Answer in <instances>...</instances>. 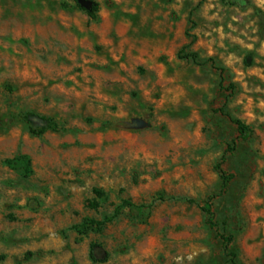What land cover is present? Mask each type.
<instances>
[{
  "label": "rangeland",
  "instance_id": "1",
  "mask_svg": "<svg viewBox=\"0 0 264 264\" xmlns=\"http://www.w3.org/2000/svg\"><path fill=\"white\" fill-rule=\"evenodd\" d=\"M0 255L264 264V0H0Z\"/></svg>",
  "mask_w": 264,
  "mask_h": 264
},
{
  "label": "trees",
  "instance_id": "2",
  "mask_svg": "<svg viewBox=\"0 0 264 264\" xmlns=\"http://www.w3.org/2000/svg\"><path fill=\"white\" fill-rule=\"evenodd\" d=\"M94 9H97V5H94ZM90 17L94 18V14L93 12H89ZM187 57L191 58L193 61H197V54L196 53H190L188 55H186ZM231 120L233 121V123L236 125L237 128V132L239 134L240 137H244L247 134L248 128L247 126L239 119H234L231 118ZM218 170L221 174V176H223V171L220 169V166H218ZM97 193L99 194V192L97 191ZM203 210L207 216V222L209 225L213 226L215 223L213 221V216H212V211L210 209L209 203H207L204 207ZM224 242H225V246L226 248H229V244L232 240L231 236H222ZM230 255L234 256V253H230ZM91 258L94 259V255L93 253H91ZM4 259V255H0V261H2Z\"/></svg>",
  "mask_w": 264,
  "mask_h": 264
}]
</instances>
